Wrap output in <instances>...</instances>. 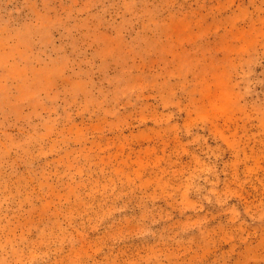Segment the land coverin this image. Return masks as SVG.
I'll return each mask as SVG.
<instances>
[{"label": "rangeland", "instance_id": "374dc122", "mask_svg": "<svg viewBox=\"0 0 264 264\" xmlns=\"http://www.w3.org/2000/svg\"><path fill=\"white\" fill-rule=\"evenodd\" d=\"M0 264H264V0H0Z\"/></svg>", "mask_w": 264, "mask_h": 264}]
</instances>
